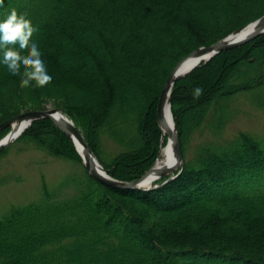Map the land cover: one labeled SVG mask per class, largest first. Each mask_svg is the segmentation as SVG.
I'll return each mask as SVG.
<instances>
[{
    "label": "trees",
    "instance_id": "16d2710c",
    "mask_svg": "<svg viewBox=\"0 0 264 264\" xmlns=\"http://www.w3.org/2000/svg\"><path fill=\"white\" fill-rule=\"evenodd\" d=\"M12 8L35 29L52 80L20 89L0 70V123L52 104L110 176L130 181L160 148L156 108L174 66L260 17L264 0H3L0 16ZM206 82L216 86L203 94ZM242 101L264 111V33L175 82L184 165L141 190L97 182L51 120L32 122L17 142L82 172L64 193L43 183L0 216V264H264V129H226Z\"/></svg>",
    "mask_w": 264,
    "mask_h": 264
},
{
    "label": "water",
    "instance_id": "95a60500",
    "mask_svg": "<svg viewBox=\"0 0 264 264\" xmlns=\"http://www.w3.org/2000/svg\"><path fill=\"white\" fill-rule=\"evenodd\" d=\"M263 33H264V14H262L257 19L251 21L250 23H247L246 25L234 30L226 37L219 39L218 41L208 46H201L193 50L184 58H182L174 66V68L168 75L159 95V100L156 108V116L160 128L166 129L165 121H164L166 108H168L167 110L172 118L170 96H171L172 86L174 85L177 79H179L184 75H187L193 69H195L201 62L207 61L208 59L220 53L221 51L244 44ZM188 59H192L190 64H188L184 68H181L182 64ZM43 118L51 120L59 128V130L70 139V141L74 144L77 151L81 155L83 160L82 163L86 168L88 175L101 184L110 187H118V188H126V189H140V190L148 189L150 188V185L149 186L146 185L149 184L150 182L158 179L164 174L171 173L179 165H181V168L183 166V158L179 143V135L176 125L173 122V130H169V129L165 130V133L168 136L167 143L168 141L169 142L171 141L173 145V153H174L173 163H171L168 167L159 169L157 173L155 172L157 176L152 175L154 164L159 161L158 159L159 155H158L153 165L139 178L130 181H123L113 178L107 173V171L104 169L102 164L99 162V160L97 159L91 148L89 147L88 143L86 142V139L84 138L80 129L75 125V123L69 117H67L62 113L61 109L57 107L47 108L42 110H29L0 123V130L4 129L8 125H11V129L9 130V132L3 138L0 139V149L8 145L12 141H14L16 138H18L21 135V133L32 122ZM78 145L79 148L77 147ZM180 171L181 170L171 175L169 179L175 178L180 173ZM147 178L149 179V181ZM169 179L165 180L164 182H167Z\"/></svg>",
    "mask_w": 264,
    "mask_h": 264
},
{
    "label": "rangeland",
    "instance_id": "374dc122",
    "mask_svg": "<svg viewBox=\"0 0 264 264\" xmlns=\"http://www.w3.org/2000/svg\"><path fill=\"white\" fill-rule=\"evenodd\" d=\"M219 77L220 76H217V78ZM215 86L216 83L214 82H206L203 94L208 93ZM237 106L243 110V112L240 113L238 117H235L233 122L229 123L226 128L227 131L231 133L240 130H249L252 132L262 133L264 129V111L259 109V107L254 104L246 101L239 102ZM47 108H53L52 104L46 105L43 109ZM62 113L66 115L63 111ZM183 113L185 116H192L190 103L183 105ZM7 127V130L0 137V139L11 129V125H8ZM162 132L163 131L161 129V145L156 158L160 149L163 148L166 143V138ZM18 138L0 149V216L5 214L11 207L23 205L37 199L41 195L43 183L47 188H51L52 191L59 188L60 191L64 193L66 190L59 187L63 186L62 182L65 179L75 182L76 178L69 177L71 176L69 174L74 175L75 173L79 174L82 172V167L78 162L61 156L51 155L45 150L35 149L32 146H24L22 143L17 142ZM180 148L182 151L184 165V154L181 144ZM80 159L82 163L83 160L81 155ZM182 168L181 165H179L171 173L164 174L156 180H159L164 176H171ZM57 193L61 194L59 192Z\"/></svg>",
    "mask_w": 264,
    "mask_h": 264
},
{
    "label": "clouds",
    "instance_id": "9594fccd",
    "mask_svg": "<svg viewBox=\"0 0 264 264\" xmlns=\"http://www.w3.org/2000/svg\"><path fill=\"white\" fill-rule=\"evenodd\" d=\"M34 32L28 20L15 8L0 16V70L17 78L20 89L43 87L52 80L38 42L30 40ZM200 92L199 87L194 89V94Z\"/></svg>",
    "mask_w": 264,
    "mask_h": 264
},
{
    "label": "bare ground",
    "instance_id": "6f19581e",
    "mask_svg": "<svg viewBox=\"0 0 264 264\" xmlns=\"http://www.w3.org/2000/svg\"><path fill=\"white\" fill-rule=\"evenodd\" d=\"M191 60L192 59H188V60H186L183 64H182V66H181V68H184V67H186L188 64H190V62H191ZM185 76V75H184ZM183 77V76H182ZM181 78V77H180ZM178 80V79H177ZM176 80V81H177ZM175 81V82H176ZM175 84V83H174ZM174 86V85H173ZM173 86H172V89H173ZM171 92H172V90H171ZM168 108H166V111H165V118H164V121H165V127H166V129L168 130H173V122L175 123V120H174V117H173V113H172V118H173V120H172V118H171V115H170V113L168 112V110H167ZM158 122V121H157ZM159 125V124H158ZM176 125V124H175ZM177 128V127H176ZM165 128H163L162 129V133H164V137L166 138V143H165V145H164V147L163 148H161L160 149V151H159V157H158V159H159V161L158 162H156L155 164H154V168H153V173H152V175H156L157 176V172L159 171V169H161V168H165V167H168L171 163H173V161H174V153H173V145H172V142L170 141H168V143H167V138H168V136H167V134L165 133V130H166ZM3 138V137H2ZM167 144V145H166ZM78 148H79V145L77 146ZM153 165V164H152ZM151 165V166H152ZM150 166V167H151ZM149 167V168H150ZM148 168V169H149ZM147 169V170H148ZM146 170V171H147ZM145 171V172H146ZM144 172V173H145ZM156 172V173H155ZM143 173V174H144ZM142 174V175H143ZM141 175V176H142ZM171 177V176H170ZM139 178V177H138ZM152 178V177H151ZM160 178V177H159ZM148 179V178H147ZM148 181H149V179H148ZM149 185H152V183L150 182L149 184H147L146 186H149Z\"/></svg>",
    "mask_w": 264,
    "mask_h": 264
}]
</instances>
